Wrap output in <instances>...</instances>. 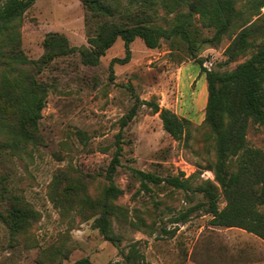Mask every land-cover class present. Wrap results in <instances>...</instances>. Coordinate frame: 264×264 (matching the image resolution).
<instances>
[{
	"label": "rangeland",
	"instance_id": "rangeland-1",
	"mask_svg": "<svg viewBox=\"0 0 264 264\" xmlns=\"http://www.w3.org/2000/svg\"><path fill=\"white\" fill-rule=\"evenodd\" d=\"M109 2L117 12L146 8L155 15L153 23L164 27L171 26L179 9L188 11L174 0ZM254 5L238 0L243 18L219 42H201L216 29L194 15L191 29L200 46L196 56L181 35L162 39L157 48L147 47L138 37L130 45L131 59L111 65L114 58L126 55L119 37L96 65L85 64L75 50L33 70L47 89L38 124L42 141L21 154L6 153L0 175L7 177V195L18 197L36 216L15 235L0 217V264H73L82 257L95 264L124 262L133 243L141 253L139 264H264V239L240 227L213 225L207 198L199 190L214 184L219 207H226L213 169L215 136L205 123L209 68L204 63L212 62L210 70H231L264 41V7L251 14ZM105 21L109 20L93 17L82 0H36L21 21V47L30 59H39L46 36L56 32L67 37L71 47L94 49L99 25ZM245 23L259 32L251 37L250 48L232 60L227 48ZM145 101L188 119L187 138L175 140ZM133 107L136 115L123 130L121 165L113 178L122 192L112 200L116 212L109 218L111 240L97 223L101 209L86 198L101 199L110 185L108 167L120 121ZM247 140L264 152V126L250 121ZM131 168L161 177L181 175L188 186L149 182L147 189ZM2 185L0 181V210L5 212L11 199L1 197ZM258 209L264 213V205Z\"/></svg>",
	"mask_w": 264,
	"mask_h": 264
},
{
	"label": "trees",
	"instance_id": "trees-1",
	"mask_svg": "<svg viewBox=\"0 0 264 264\" xmlns=\"http://www.w3.org/2000/svg\"><path fill=\"white\" fill-rule=\"evenodd\" d=\"M92 12L93 17L101 21L99 31L91 47H71L68 38L60 33H49L44 45L45 53L39 59H30L21 45V21L25 12L36 0H0V161L6 153L26 151L30 145L42 141L38 124L46 105V86L39 83L33 74L57 55H64L79 50L85 64L96 65L115 41L120 37L125 42L126 55L114 58V63H127L131 59V43L136 38L144 40L149 48H157L162 39L181 35L191 47V54L196 56L200 46L192 32L193 16L199 15L207 27H214L215 34L201 42H219L238 20L243 18L244 10L237 7L238 0H174L177 4L188 7L187 12L178 10L170 27L153 23L154 14L143 8L135 12H117L109 0H82ZM255 4V13L264 7V0H248ZM150 3L145 1L144 6ZM245 26V27H244ZM243 29L227 48L230 59H235L240 52L247 51L251 37L256 35L255 25H243ZM201 59V63H202ZM208 102L205 123L211 129L216 142V161L213 165L215 179L227 198V205L220 208L218 192L212 183L199 188L207 198V210L212 213L211 223L218 226L240 227L264 239V213L258 207L264 205V152L248 144L247 128L250 121L264 126V41L256 50L235 68L227 71L218 69L205 70ZM159 113L164 129L175 139L182 140L189 134L190 121L180 117L169 108L161 107L154 101H145ZM136 115L133 107L121 118L117 134L116 151L108 167L110 185L103 197L97 201L86 198L101 209L97 219L102 233L114 240L110 232V216L116 211L112 200L122 191L113 182L115 173L121 165L123 154V130ZM237 166L233 168L234 159ZM138 175L144 188L148 183L156 185L164 181L178 188H187L188 180L181 175L161 177L150 171L131 168ZM184 173H182L183 175ZM5 174L0 175L1 197L6 196V211L0 210V217L9 225L15 235L34 220L36 211L23 203L18 197L7 195L4 185ZM5 200V199H4ZM90 200V201H89ZM187 220V216L183 218ZM141 253L136 243L130 246L125 261H111L109 264H139ZM73 264H95L89 257H82Z\"/></svg>",
	"mask_w": 264,
	"mask_h": 264
},
{
	"label": "built area",
	"instance_id": "built-area-1",
	"mask_svg": "<svg viewBox=\"0 0 264 264\" xmlns=\"http://www.w3.org/2000/svg\"><path fill=\"white\" fill-rule=\"evenodd\" d=\"M209 63L212 65V62H211V61H206L204 64H205V66H207V68H209V70H210Z\"/></svg>",
	"mask_w": 264,
	"mask_h": 264
}]
</instances>
